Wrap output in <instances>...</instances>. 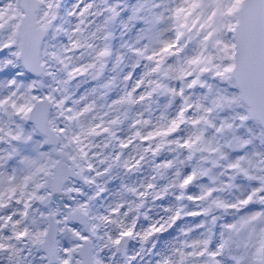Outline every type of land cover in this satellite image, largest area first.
Instances as JSON below:
<instances>
[{
    "label": "snow or ice",
    "instance_id": "6c2138e0",
    "mask_svg": "<svg viewBox=\"0 0 264 264\" xmlns=\"http://www.w3.org/2000/svg\"><path fill=\"white\" fill-rule=\"evenodd\" d=\"M0 264H264V0H0Z\"/></svg>",
    "mask_w": 264,
    "mask_h": 264
}]
</instances>
